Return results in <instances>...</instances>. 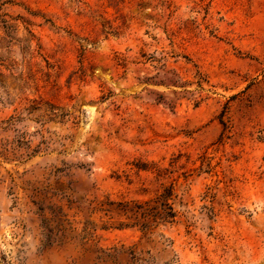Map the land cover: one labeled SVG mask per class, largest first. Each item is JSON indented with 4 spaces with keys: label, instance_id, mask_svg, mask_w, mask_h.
<instances>
[{
    "label": "rangeland",
    "instance_id": "374dc122",
    "mask_svg": "<svg viewBox=\"0 0 264 264\" xmlns=\"http://www.w3.org/2000/svg\"><path fill=\"white\" fill-rule=\"evenodd\" d=\"M0 264H264V0H0Z\"/></svg>",
    "mask_w": 264,
    "mask_h": 264
},
{
    "label": "trees",
    "instance_id": "16d2710c",
    "mask_svg": "<svg viewBox=\"0 0 264 264\" xmlns=\"http://www.w3.org/2000/svg\"><path fill=\"white\" fill-rule=\"evenodd\" d=\"M171 190H172V188L171 187H168V189H167V191L168 192H171ZM168 198H167V196H164V195H161V196H159L158 198H157V200H163L162 202H165L164 200H167Z\"/></svg>",
    "mask_w": 264,
    "mask_h": 264
}]
</instances>
